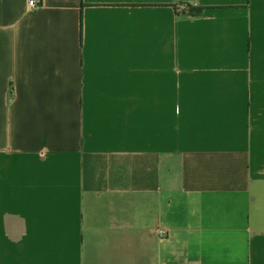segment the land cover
I'll return each mask as SVG.
<instances>
[{
    "label": "crops",
    "instance_id": "obj_1",
    "mask_svg": "<svg viewBox=\"0 0 264 264\" xmlns=\"http://www.w3.org/2000/svg\"><path fill=\"white\" fill-rule=\"evenodd\" d=\"M29 1L0 0V264H264V0Z\"/></svg>",
    "mask_w": 264,
    "mask_h": 264
},
{
    "label": "trees",
    "instance_id": "obj_2",
    "mask_svg": "<svg viewBox=\"0 0 264 264\" xmlns=\"http://www.w3.org/2000/svg\"><path fill=\"white\" fill-rule=\"evenodd\" d=\"M179 6H182V13L187 15H199L204 10V7L193 6L190 3H181Z\"/></svg>",
    "mask_w": 264,
    "mask_h": 264
},
{
    "label": "built area",
    "instance_id": "obj_3",
    "mask_svg": "<svg viewBox=\"0 0 264 264\" xmlns=\"http://www.w3.org/2000/svg\"><path fill=\"white\" fill-rule=\"evenodd\" d=\"M35 0H30L29 1V5H31V6H35ZM181 8H182V6H181ZM159 236H160V241H163V240H165L166 239V237H167V231L166 230H159Z\"/></svg>",
    "mask_w": 264,
    "mask_h": 264
}]
</instances>
